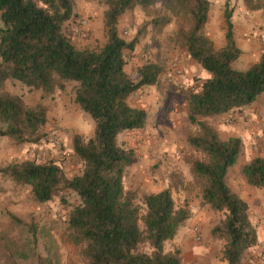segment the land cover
<instances>
[{"label":"trees","instance_id":"obj_1","mask_svg":"<svg viewBox=\"0 0 264 264\" xmlns=\"http://www.w3.org/2000/svg\"><path fill=\"white\" fill-rule=\"evenodd\" d=\"M157 2L182 15L187 24L179 33L184 48L209 75L199 90L184 96L188 121L199 127L188 144L206 158L190 162V173L203 203L222 214L210 230L211 238L223 243L222 259L227 264H241L258 242L248 204L226 184L242 143L236 137L220 139L202 120L247 108L263 95L264 58L244 71L232 68L241 51L234 39L231 14L224 12L225 44L215 49L203 33L208 0H105L106 41L95 50L77 49L63 31L73 16V0H0V138L18 145L37 143L47 122L42 104L26 107L21 97L3 91L7 80L45 95L75 83V101L94 126L87 141L78 135L72 139L73 154L82 163L80 175L69 178L55 162L27 160L0 168V175L28 186L36 204L50 202L61 190L77 196L79 204L68 212L67 224L71 240L82 246L87 264H181L179 251L165 252L164 244L175 238L188 219L187 210L175 207L170 189L141 196L125 189L126 171L137 160L134 150L118 141L124 132L145 128L146 112L127 101L139 89L154 86L162 74V67L146 62L138 69L136 80L129 77L126 56L134 51L138 36L123 39L118 22L126 12ZM157 20L166 19L153 23ZM241 173L247 185L264 190V159H252ZM138 200L145 207L143 215ZM144 243L149 254L138 252ZM5 250L11 255V249ZM40 264H59V259L55 252H47Z\"/></svg>","mask_w":264,"mask_h":264},{"label":"rangeland","instance_id":"obj_2","mask_svg":"<svg viewBox=\"0 0 264 264\" xmlns=\"http://www.w3.org/2000/svg\"><path fill=\"white\" fill-rule=\"evenodd\" d=\"M208 1L210 7L203 33L213 42L215 49L225 44V11L231 14L241 44L249 36L264 35V0ZM104 2L73 0V16L64 24L63 31L77 49L95 50L105 43ZM164 18L166 20L153 23ZM239 21L243 24H238ZM245 24L250 35L241 34ZM143 26V31L137 35ZM186 29L182 15L168 11L160 2L149 7L138 6L119 19L118 34L123 39L131 41L138 36L134 51L126 56L129 77L136 80L138 69L146 62L162 67V74L152 88L143 87L146 91H136L127 101L129 106L146 112L147 122L136 135L124 132L118 137L123 146L134 150L137 160L136 167L134 165L126 171L123 186L137 191L139 196L170 189L175 207L185 208L188 212V219L180 227L185 228L180 241L185 242L186 249L205 240L212 249L220 250L223 243L212 239L210 230L221 220L222 214L203 203L200 188L190 173V162L205 161L206 158L188 144V138L197 134L199 127L188 121L184 96L187 92L199 90L206 79L204 71L195 68L196 63L189 58L179 36ZM248 53L240 55L232 63V68L244 71L264 58V54L252 57ZM175 66L181 71V77L173 75L175 80L180 79V84L174 85L167 77ZM75 89L76 84L68 82L64 90L45 95L14 80L4 83L3 91L21 97L26 107L42 104L46 108L47 122L38 133L37 143L18 145L11 139L0 138V168L25 160L39 164L62 163L63 153L67 151L69 162L63 173L69 178L81 174L82 163L73 154L72 139L78 135L87 141L92 137L94 126L76 103ZM202 122L216 131L222 140L231 137L241 140L238 161L226 175L228 187L241 199L242 196L248 197L250 203L264 199V190L247 185L241 173L242 167L252 159H264V94L247 108ZM57 141L59 147L55 145ZM250 203L247 204L251 219ZM78 204L77 196L65 190L46 204H36L28 186L17 185L0 175V264H40L47 252H55L59 264H87L81 255L82 246L71 240L67 224L68 212ZM136 204L143 215L145 207L140 200ZM139 227L143 228L141 222ZM194 227L200 229V242L193 238ZM169 248L168 243L164 244V249ZM5 249H11V255ZM138 252L149 254L151 250L144 243ZM181 264L189 263L181 258Z\"/></svg>","mask_w":264,"mask_h":264},{"label":"crops","instance_id":"obj_3","mask_svg":"<svg viewBox=\"0 0 264 264\" xmlns=\"http://www.w3.org/2000/svg\"><path fill=\"white\" fill-rule=\"evenodd\" d=\"M241 23L242 22L239 21L238 24ZM233 26H234L233 34H235L234 39L236 41L238 48L241 51V55L245 54V52H249L248 54L253 55L252 57H255L256 55L264 54V35L255 36L256 39L254 37L249 36L248 39L247 38L243 39L242 40L243 44H241L240 42H238L239 36H237L238 32L236 30V26L235 25ZM242 29H243V33L241 34L247 33L248 35H250L249 32H247L248 30L247 24H245V26L242 27ZM250 32L252 33V31ZM260 40H262L261 43L259 42ZM195 68H197V70L202 71V69L197 64H195ZM203 73L205 75V79H208L209 75L205 72ZM149 88H152V86ZM141 89L146 91V88H141ZM141 89L138 91L141 92ZM136 132H140V130L128 131L126 133L129 135H136ZM168 150H172V149L168 148ZM242 199L247 203H250L248 197L242 196ZM250 206L251 209L253 210V216L251 217V220L256 226L258 242L257 245L254 247V249L248 250L241 264H264V199H261L260 201L257 200V202H255L254 204L250 203ZM184 232H185V228L183 227L179 230L177 236H175L173 240L165 242V244L166 243L169 244L170 248L164 249V251L169 252V251L178 250L182 258V261L184 260L188 261L189 264H227V262L222 259L220 250L212 249L210 245H207L205 243V240L201 244L192 245L189 246L188 249H186V247L184 246L185 242L180 241V237L182 236V234H184Z\"/></svg>","mask_w":264,"mask_h":264},{"label":"built area","instance_id":"obj_4","mask_svg":"<svg viewBox=\"0 0 264 264\" xmlns=\"http://www.w3.org/2000/svg\"><path fill=\"white\" fill-rule=\"evenodd\" d=\"M180 74H181V71L178 69V67L175 66V68L172 70V73H169L168 74V77H167V78H169L168 81L170 83L174 84V85L175 84H180V82H179L180 79H176L175 80L174 77H173V75H174V76H177L176 78H180L181 77ZM55 145L58 146V147L60 146L59 143H58V141H57V143ZM63 156H64V160H62V163H56L61 168L66 167L67 166L66 164H68V162H69V158H68L67 151H65L63 153ZM192 232H193V238H194V240L197 241V242H200V240H201L200 229L198 227H194L193 230H192Z\"/></svg>","mask_w":264,"mask_h":264}]
</instances>
